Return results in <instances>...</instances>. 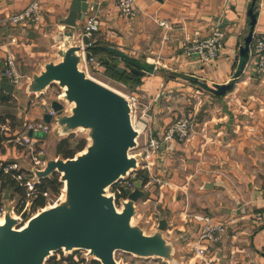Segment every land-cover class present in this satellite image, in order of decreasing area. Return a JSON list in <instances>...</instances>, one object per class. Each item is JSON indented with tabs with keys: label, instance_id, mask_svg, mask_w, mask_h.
<instances>
[{
	"label": "crops",
	"instance_id": "crops-1",
	"mask_svg": "<svg viewBox=\"0 0 264 264\" xmlns=\"http://www.w3.org/2000/svg\"><path fill=\"white\" fill-rule=\"evenodd\" d=\"M30 1L0 0V78L5 58L12 53L23 76L21 84L38 73L44 61L59 60L56 50L61 43H51L50 38L63 28L60 21L76 0H40L43 23L39 26L6 21ZM250 2L135 0V14L127 16L120 12L117 0H86L84 17L76 21L75 38L89 14L99 16L100 28L90 48L99 65L89 64L86 73L91 70L93 76L89 75L97 80L127 90L121 92L137 93L150 114L147 123L154 135L160 136L179 117L192 121L186 140L162 145L150 173L138 170L129 175L135 180L140 172L146 178L135 217L144 220L151 232L165 218V236L174 240L182 264H264V223L254 218L259 213L264 219V74L256 71L252 43L241 73L234 77L249 30ZM254 11L253 33H257L264 30V0L256 1ZM216 24L225 36L215 59L205 61L185 52L191 40L208 35ZM125 56L144 64L133 67L144 71L138 73V83H126L106 71L104 61L132 71L124 63ZM222 84L230 87L221 94L207 89ZM2 95L8 99L2 100ZM45 97L50 107L55 98ZM40 99L33 94L18 98L0 88V123L6 124V129H0V165L16 161L27 169L26 148L15 139L29 135L25 122L44 121L48 111ZM47 123L52 132L54 124ZM44 144L43 136L39 145ZM205 182L210 187L205 188ZM194 214L210 216L225 226L220 241L203 242V255L193 249L200 244L202 226Z\"/></svg>",
	"mask_w": 264,
	"mask_h": 264
},
{
	"label": "water",
	"instance_id": "water-1",
	"mask_svg": "<svg viewBox=\"0 0 264 264\" xmlns=\"http://www.w3.org/2000/svg\"><path fill=\"white\" fill-rule=\"evenodd\" d=\"M256 1L251 0L248 8L249 30L239 49L234 77L241 73L248 58ZM86 9V0H76L60 21L63 28L50 38L51 43H61L56 50L58 61H44L42 69L20 86H14L5 73L0 78V88L18 98L40 94L56 83L63 92L61 100L50 102L56 114L43 116L44 121L54 124L51 139L66 137L77 129H83L89 139L73 157L46 155L42 169L28 165L27 169L34 173V180L57 172L64 185L62 198L55 204L38 208L25 223L21 220L26 218L25 212L17 217L11 205H5L0 222V264H45L50 252L59 250H83L87 258L96 259L100 264H123L115 259L118 250L140 257H160L169 264H182L174 240L165 236V218L158 220L157 228L152 232L146 231L144 220L133 222L138 213L135 203L144 196L141 178L133 180L132 189H123L126 200L121 199L119 210L114 205L113 195L107 194L106 187L138 169L139 155L130 153L136 145L137 130L131 122L127 99L87 74L81 66L82 53L75 31L79 29L76 21L83 19ZM109 49L122 56L121 52ZM89 55L87 52L86 57ZM115 68L124 71L122 67ZM131 69L144 74L143 70ZM193 81L206 88L196 79ZM214 87L207 89L221 94L230 84ZM64 102L68 111H64ZM205 184V188L210 187V183ZM3 196L8 198L9 190H5Z\"/></svg>",
	"mask_w": 264,
	"mask_h": 264
},
{
	"label": "built area",
	"instance_id": "built-area-1",
	"mask_svg": "<svg viewBox=\"0 0 264 264\" xmlns=\"http://www.w3.org/2000/svg\"><path fill=\"white\" fill-rule=\"evenodd\" d=\"M117 5L122 14L130 16L135 14V0H117ZM93 9V8H92ZM6 21L12 25L16 24H32L34 26H39L43 23V12L40 0H31L27 6L22 10L16 11L7 17ZM158 23L164 27H168V23L164 20H159ZM100 18L96 13H91L87 16L82 27H80L78 36L76 37V42L80 45L82 53V63L81 66L87 71L89 64L99 65V62L92 56L90 48L93 45L94 36L99 31L100 28ZM225 36V31L216 24L210 31V33L204 37L191 40L184 50L187 53L197 54L202 60L211 61L218 56L219 50L222 46V40ZM252 52L256 59V71L259 74H264V30L253 33L252 36ZM89 52V56L86 57V53ZM8 80L14 84V86H19L22 81V74H20L15 65V58L12 53H8L4 61V72ZM62 89V88H61ZM62 90L58 93L57 98L60 99ZM128 101L131 110V122L135 130H137V136L135 137L136 145L130 151L133 155H139V160L137 162L138 169L134 170H145L150 173L153 165L155 164V157L160 152L162 145L178 141L182 142L186 140L191 132L192 121L187 116H182L177 118L173 123L169 124L160 136H156L152 132L151 126L147 123L151 120L150 114L147 112V107L142 103L140 96L137 93H124L120 92ZM41 94H33L36 98H41L42 104L46 106L49 114L54 116L56 113L49 107V102L41 97ZM61 100V99H60ZM47 104V105H46ZM66 106L64 104V110ZM50 123L44 121H27L24 123V129L31 131V135L23 134L18 135L16 141L24 145L26 152L28 154L29 163L36 169H42L45 165L46 151L44 146H40L39 142L43 136L39 133H46L50 131ZM0 129H6L5 123H0ZM3 173H11L12 178L19 182V185L24 186L27 192L28 199L20 207V203L17 198H5L4 192L5 188L1 186L0 183V218L3 219L5 205L10 204L12 212L20 217L22 212H25L26 218H21L22 222L25 223L28 218L33 216L35 213L31 209V194L34 191V185L39 182L34 180V173L21 166L20 163L16 161H11L5 165H0ZM132 171V172H134ZM130 175V174H129ZM129 175L126 178H120L114 184L106 187L108 195H113L114 205L119 210L122 206L121 199L126 200L125 196L122 195V191L125 187L133 188V180L130 179ZM59 178V176H58ZM61 190V189H60ZM60 193V192H59ZM46 197V205L53 204V198L57 195H48L44 192ZM59 195V194H58ZM55 204V203H54ZM43 208V207H42ZM194 219L201 221L202 226L199 230V241L200 244L193 246L194 251L198 255L204 254V241H209L216 243L220 241L222 235L225 232V226L219 222H214L210 216L194 214ZM254 218L264 223V219L259 213L254 214ZM83 251V250H82ZM63 252L65 256H59L58 251H51L49 256L45 260L48 262L53 259L52 264H57V261L63 257L68 256L67 252ZM83 256L80 258L84 261H88L85 256L86 252L83 251ZM75 261H78L77 256H73ZM67 262V261H62Z\"/></svg>",
	"mask_w": 264,
	"mask_h": 264
},
{
	"label": "trees",
	"instance_id": "trees-1",
	"mask_svg": "<svg viewBox=\"0 0 264 264\" xmlns=\"http://www.w3.org/2000/svg\"><path fill=\"white\" fill-rule=\"evenodd\" d=\"M124 63L128 68H138L143 67L139 61L130 59L128 57H124ZM103 64L106 67V71L111 73L114 77L117 79H120L126 83H138L139 75L134 71H123L119 72L116 70L115 67L111 66L108 62L104 61ZM2 100H7V95H2ZM13 119V118H11ZM71 134V133H70ZM69 139V134L66 137L60 138L57 140L54 148V156H61L63 158L67 157H73L77 152L81 151L85 145L86 142H78V144L75 147H71ZM8 162L1 163L2 165H5ZM10 172L9 174L3 173L0 168V183L3 188L10 189V198H17L20 203V207L24 202L28 199L27 192L24 186L19 185V182H16ZM140 173V172H139ZM137 174L138 178L142 179V182H145L146 178L140 173ZM62 186V182L58 179V174L54 172L49 177L41 178L39 179V182L34 185V191L31 194V209L33 211H36L38 208H42L46 205V197L44 195V192L48 193V195H58L60 192ZM122 195L125 196V191H122ZM67 261L69 264H100L98 260L96 259H90L88 262H85L84 259L79 258L78 261L73 260V254H69L66 257H63L59 259L57 262ZM54 262L53 259L46 262V264H52Z\"/></svg>",
	"mask_w": 264,
	"mask_h": 264
},
{
	"label": "rangeland",
	"instance_id": "rangeland-1",
	"mask_svg": "<svg viewBox=\"0 0 264 264\" xmlns=\"http://www.w3.org/2000/svg\"><path fill=\"white\" fill-rule=\"evenodd\" d=\"M90 71L91 70H88L89 74L92 75ZM96 75L97 74H95V76ZM103 83H105L109 87L117 90L118 92H121V91L127 92V90H122V88L120 86H118L117 84H115L113 82H103ZM61 90L62 89L56 83H52L48 87V90L45 93V96H52L55 98V100H60L59 98H57V95H58V93L61 92ZM45 96H44V98H46ZM10 104H12V103H10ZM13 106H15V104H13ZM51 134H52V132H46L44 134L39 133L40 136H44V138H45V144L43 146H44V149H45L46 154L48 156H54V148H55V144L58 140L57 139L55 142H53V140L51 139ZM69 139L71 140L70 144H69L71 147H75L78 144V142L85 141L86 144L89 142V139L87 138L83 129H77L73 133L69 134ZM132 151H130V153ZM58 176H59V174H58ZM63 189H64V185L62 183L59 195H57L55 198H53V204L56 202L57 199L62 198ZM50 205H52V204H50ZM37 211H38V209L36 211H33V212L36 213ZM133 222L137 223V222H139V220L136 217H134ZM146 231L151 232L149 230H146ZM58 252H59L60 257L65 256V255H63L62 250H59ZM69 254H73V256H77L79 259L81 256H83L84 253L82 250H75L72 252H67V255H69ZM114 256L118 262H121L123 264H169L168 261H166L165 259L160 258V257H140V256L133 255L131 253H128V252L121 251V250L116 251ZM90 259L91 258H88V261ZM88 261H86V262H88ZM57 264H69V262L68 263L67 262H57Z\"/></svg>",
	"mask_w": 264,
	"mask_h": 264
},
{
	"label": "bare ground",
	"instance_id": "bare-ground-1",
	"mask_svg": "<svg viewBox=\"0 0 264 264\" xmlns=\"http://www.w3.org/2000/svg\"><path fill=\"white\" fill-rule=\"evenodd\" d=\"M63 194V193H62ZM3 219L0 218V222H2Z\"/></svg>",
	"mask_w": 264,
	"mask_h": 264
}]
</instances>
